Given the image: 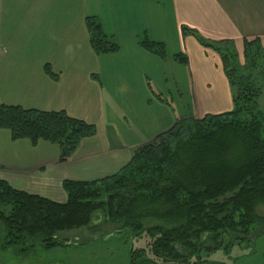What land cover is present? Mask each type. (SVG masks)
<instances>
[{
	"label": "crops",
	"instance_id": "0c3cea01",
	"mask_svg": "<svg viewBox=\"0 0 264 264\" xmlns=\"http://www.w3.org/2000/svg\"><path fill=\"white\" fill-rule=\"evenodd\" d=\"M88 17L117 53L91 51ZM197 36L237 52L257 40L264 51V0H0V103L65 112L96 129L64 164L56 146L0 129V181L61 204L63 181L113 176L178 120L230 112L220 59ZM144 38L163 44L164 58L144 51ZM180 53L185 65L173 61Z\"/></svg>",
	"mask_w": 264,
	"mask_h": 264
},
{
	"label": "trees",
	"instance_id": "16d2710c",
	"mask_svg": "<svg viewBox=\"0 0 264 264\" xmlns=\"http://www.w3.org/2000/svg\"><path fill=\"white\" fill-rule=\"evenodd\" d=\"M85 28L96 56L119 51L116 39L103 33L96 18H86ZM197 41L220 57L232 90V110L178 120L167 133L134 149L113 176L63 181L66 200L61 204L0 181V233L6 247H21L27 253L36 246L50 250L65 245L58 239L61 233L85 228L102 213L109 224L124 223L154 237L151 252L162 264H182L186 250L197 255L202 235L213 236L217 243L213 250H205L210 254L223 236L247 240L254 226L264 228V214L258 212L264 207V115L257 104L264 87L258 83H264V51L257 40L244 41L243 56L250 71L240 75L232 47L215 46L199 36ZM140 47L161 59L165 56L161 43L144 38ZM173 61L185 65L186 57L180 53ZM45 72L52 76L49 69ZM0 129L8 131L12 141L56 146L61 164L68 162L83 139L96 134L93 125L65 112L1 103ZM176 246L184 252L180 254Z\"/></svg>",
	"mask_w": 264,
	"mask_h": 264
},
{
	"label": "rangeland",
	"instance_id": "374dc122",
	"mask_svg": "<svg viewBox=\"0 0 264 264\" xmlns=\"http://www.w3.org/2000/svg\"><path fill=\"white\" fill-rule=\"evenodd\" d=\"M231 55L235 58L239 74L247 75L250 71L249 62L244 60L243 51L233 49ZM258 83L263 87L262 80ZM261 91L257 104L264 115V87ZM258 212L263 215L264 207H259ZM106 220L105 215L99 213V217L87 227L61 233L58 239L68 240V244L50 250L36 246L27 253H23L26 251H21V247H6L5 237L0 233V264H131V260L134 264H143V261L163 263L151 252L150 244L154 237L127 228L124 223L109 224ZM212 238L202 235L200 245L197 244V255L190 256L186 250V259L182 264H264V228L259 225L253 227L247 240L235 241L223 236L219 248L208 254L205 250H213L217 245ZM176 248L180 254L184 252L180 246Z\"/></svg>",
	"mask_w": 264,
	"mask_h": 264
},
{
	"label": "water",
	"instance_id": "95a60500",
	"mask_svg": "<svg viewBox=\"0 0 264 264\" xmlns=\"http://www.w3.org/2000/svg\"><path fill=\"white\" fill-rule=\"evenodd\" d=\"M63 243H64V244H68L69 241H68V240H63Z\"/></svg>",
	"mask_w": 264,
	"mask_h": 264
}]
</instances>
